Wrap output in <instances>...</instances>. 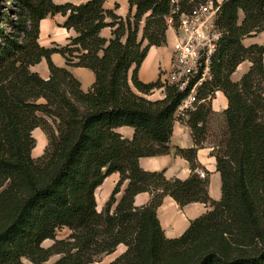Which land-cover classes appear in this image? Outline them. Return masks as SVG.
<instances>
[{
	"label": "trees",
	"instance_id": "trees-1",
	"mask_svg": "<svg viewBox=\"0 0 264 264\" xmlns=\"http://www.w3.org/2000/svg\"><path fill=\"white\" fill-rule=\"evenodd\" d=\"M104 1L0 0V264H24L23 259L43 264L54 245L44 248L42 242L54 240L62 227L81 245L97 240L101 227L100 241H107L102 249L125 244L128 264H264V44H243L264 31V0L222 1L211 79L196 90V99L216 90L227 98L223 147L213 149L219 200L208 195L207 172L166 179L163 170L145 171L138 164L140 157L170 153L174 115L192 85L179 90L160 79L146 83L138 77L149 47L166 44L171 0H128L125 18L104 9ZM180 4L182 10L191 6L188 0ZM57 13L66 16L63 27L76 35L64 46L45 48L38 43L40 21ZM105 27L111 28L109 39L100 35ZM52 53H60L68 66L94 73L88 91L53 63ZM42 59L48 79L31 69ZM245 60L249 69L232 81ZM159 88L164 98L145 96ZM188 114L200 145L210 104H197ZM121 126L133 128L131 139L117 132ZM35 128L47 139L38 157L32 156ZM176 153L192 171L198 167L196 148ZM115 172L119 179L97 211L95 191ZM140 192L152 196L136 207ZM165 196L181 207L201 202L210 209L180 236L167 238L156 212Z\"/></svg>",
	"mask_w": 264,
	"mask_h": 264
},
{
	"label": "crops",
	"instance_id": "crops-1",
	"mask_svg": "<svg viewBox=\"0 0 264 264\" xmlns=\"http://www.w3.org/2000/svg\"><path fill=\"white\" fill-rule=\"evenodd\" d=\"M89 0H53L56 4H64L66 2L73 3L75 5L85 3ZM104 9H113L115 14L125 18L130 12L128 0H105L103 3ZM134 9L131 10L133 14ZM243 17L240 12V19ZM66 16L57 13L54 15H48L40 21L39 24V35L38 43L45 48H52L55 46H64L69 42L71 37L76 35L75 31L70 28L66 29L63 27V23ZM100 35L106 39L111 37V28L105 27L100 31ZM174 41V35L172 32H166V44L162 46H151L149 47L146 56L138 69V77L143 82H154L160 79V73L162 70L168 69L171 64V46ZM146 41H144V45ZM243 44L248 46L250 44H264V31L257 33L256 35L246 37L243 39ZM51 60L58 67H65L80 83V88L83 91H88L90 86L95 80L94 73L85 67L68 66L65 63L64 57L60 53H52ZM251 63L248 60L241 62L236 70L231 74L234 80L240 78L250 67ZM264 65V55H263ZM240 74H236L237 69H240ZM33 71L39 73V75L48 79L49 69L45 59H42L38 64L31 67ZM131 73V72H130ZM150 100H158L164 98L165 94L163 88L154 89L149 95H145ZM204 103L210 104L212 114H216L222 118L223 124V111L227 107V98L224 93L220 90H216L211 97L206 99H196L195 102L190 103L185 101L184 104L176 110L174 115V122L172 128V135L170 137L168 146L170 149L169 154L158 155V156H145L138 159L139 166L145 171H164L166 179H180L185 180L189 178L193 173L198 174L200 177H204L207 172L208 177V195L213 200H219L221 197V180L220 173L216 169V158L213 153L214 146L207 142L209 138L207 133L203 134L206 139H201L200 145H196L191 128L189 127L187 120L189 118L188 111L195 109L197 104ZM208 120V119H207ZM207 125H210L208 121L205 122V129ZM124 138L131 139L133 136V128L129 126H121L116 129ZM32 135L36 139V144L32 149V156H40L47 143L46 136L40 128H35L32 131ZM41 144V150L35 154L38 145ZM177 148H196V163L198 167L192 171L188 160L176 153ZM119 174L117 172L110 174L106 177L103 183L96 189L95 197L96 204L97 192L101 194V204L108 199L113 185L118 181ZM107 181L110 184L106 188L105 192L102 193L103 187ZM103 185V187H102ZM127 185V181L122 184V189L119 192L117 200L120 199L124 188ZM102 187V189H101ZM152 194L149 192H140L134 197V205L141 207L146 205ZM97 208V206H96ZM210 209L209 205L201 202H192L183 207L179 206L178 203L170 196H165L162 200L161 205L157 208V216L160 225L167 238H175L180 236L190 225V222L200 215L204 214Z\"/></svg>",
	"mask_w": 264,
	"mask_h": 264
},
{
	"label": "built area",
	"instance_id": "built-area-1",
	"mask_svg": "<svg viewBox=\"0 0 264 264\" xmlns=\"http://www.w3.org/2000/svg\"><path fill=\"white\" fill-rule=\"evenodd\" d=\"M222 1L188 0L191 6L182 10L180 0H171V11L165 17L166 32L174 35L171 64L168 69L162 70L160 80L179 90L187 89L192 82L188 95L180 105L185 101L195 102L197 87L211 79V63L222 34L216 24Z\"/></svg>",
	"mask_w": 264,
	"mask_h": 264
},
{
	"label": "rangeland",
	"instance_id": "rangeland-1",
	"mask_svg": "<svg viewBox=\"0 0 264 264\" xmlns=\"http://www.w3.org/2000/svg\"><path fill=\"white\" fill-rule=\"evenodd\" d=\"M6 1L8 2V0ZM197 1H203V0H196V2ZM236 72H237L236 74H240V72H242L241 68L237 69ZM230 78L232 81L237 82L240 80L241 77L236 80H234L233 77ZM198 88L199 87H197V89ZM207 121L210 123V125H207V129H204L205 134L207 133L209 137L207 139V142L212 146H214V151L218 152L219 149L221 150V148L223 147V144L221 143L220 132L224 127V118L222 124V118H220L216 114H209ZM205 139L206 136H203V141ZM40 150H41V144L38 145L36 149V153L39 152ZM107 183L109 185L110 181H108ZM113 186H115V184ZM121 189H122V185L120 187V190ZM104 192L105 191H102V193ZM100 194L101 193L98 191L97 211H101L106 202L105 201L104 203L101 204ZM118 194H116V199L119 196ZM99 230L101 236H97V240H94V242L90 243L89 245H81L80 241H78L73 237L72 235L73 232L70 229L66 227L59 228L56 231L54 240L47 239L42 242V246L44 248H49L54 245L53 249L51 250L52 255L43 264H56L59 260H61V264H128V256H124V252L127 248L126 245L120 243L116 247H114L112 251H104L102 248L105 242L107 241L106 240L100 241L101 239H103L101 227H99ZM22 262L24 264H32L26 259H23Z\"/></svg>",
	"mask_w": 264,
	"mask_h": 264
},
{
	"label": "bare ground",
	"instance_id": "bare-ground-1",
	"mask_svg": "<svg viewBox=\"0 0 264 264\" xmlns=\"http://www.w3.org/2000/svg\"><path fill=\"white\" fill-rule=\"evenodd\" d=\"M35 154H36V151H35ZM107 182H108V181H107ZM107 182L105 183V185H104V187H103L104 189H105V187L107 188V185H108ZM105 190H106V189H105ZM105 190H103V191H105ZM46 240H47V239H46ZM44 241H45V240H44Z\"/></svg>",
	"mask_w": 264,
	"mask_h": 264
}]
</instances>
